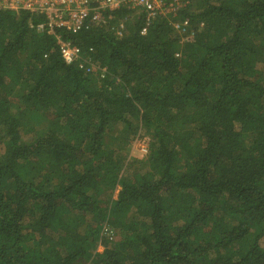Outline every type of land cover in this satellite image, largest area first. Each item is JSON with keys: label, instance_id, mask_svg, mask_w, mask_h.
<instances>
[{"label": "trees", "instance_id": "obj_1", "mask_svg": "<svg viewBox=\"0 0 264 264\" xmlns=\"http://www.w3.org/2000/svg\"><path fill=\"white\" fill-rule=\"evenodd\" d=\"M106 17L48 32L0 9V264H264V0ZM137 122L140 168L107 145Z\"/></svg>", "mask_w": 264, "mask_h": 264}, {"label": "built area", "instance_id": "obj_2", "mask_svg": "<svg viewBox=\"0 0 264 264\" xmlns=\"http://www.w3.org/2000/svg\"><path fill=\"white\" fill-rule=\"evenodd\" d=\"M189 0H0V9H25L43 14L45 20L37 25L39 30L47 29L54 32L56 29L77 33L83 28L107 23V11L116 10L122 6L132 7L146 13L147 23L159 15L167 14L169 19L176 17L177 10ZM174 28L180 33L183 41L193 38L194 32L188 20H172ZM124 23L121 24V27ZM147 26L142 30L146 33ZM61 54L67 63H81L87 72L96 70L102 73L105 68L99 69L97 64L84 61L81 49L70 41H64L58 36ZM98 68V69H97ZM146 148V146H144Z\"/></svg>", "mask_w": 264, "mask_h": 264}, {"label": "rangeland", "instance_id": "obj_3", "mask_svg": "<svg viewBox=\"0 0 264 264\" xmlns=\"http://www.w3.org/2000/svg\"><path fill=\"white\" fill-rule=\"evenodd\" d=\"M137 123L138 127H131V135L129 134L128 138L126 137L127 131L125 129V126H121L119 124L111 129L110 135L107 139V145L109 150L112 152L113 157H117L118 153H120L123 157H125L123 158V161L126 160L128 165H130L132 160H138L136 163V167L140 168L141 163L139 162V160L146 159L150 149L149 147L151 138L150 136L145 134L144 130L141 129V127H139L140 123ZM28 136L29 135L25 133V137L27 138ZM144 146H146V148H144ZM118 191L119 188L115 190L114 198L117 197ZM97 249L98 251H102L103 247L99 245Z\"/></svg>", "mask_w": 264, "mask_h": 264}]
</instances>
